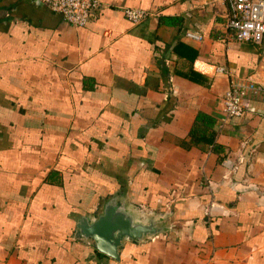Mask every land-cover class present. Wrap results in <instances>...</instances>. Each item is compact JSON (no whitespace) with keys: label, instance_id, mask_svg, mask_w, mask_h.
<instances>
[{"label":"crops","instance_id":"0c3cea01","mask_svg":"<svg viewBox=\"0 0 264 264\" xmlns=\"http://www.w3.org/2000/svg\"><path fill=\"white\" fill-rule=\"evenodd\" d=\"M98 1L80 27L0 0V264H264V37L226 36L225 2ZM231 79L262 91L222 123ZM198 111L220 154L193 143ZM119 190L171 229L115 260L74 229Z\"/></svg>","mask_w":264,"mask_h":264},{"label":"built area","instance_id":"2783aa9c","mask_svg":"<svg viewBox=\"0 0 264 264\" xmlns=\"http://www.w3.org/2000/svg\"><path fill=\"white\" fill-rule=\"evenodd\" d=\"M227 4V34L229 38L239 42L260 44L264 37V0H213ZM54 12L59 13L68 23L75 26H84L91 15L101 4L98 0H43ZM125 16L137 23L150 13L140 8L127 7L123 9ZM188 38L201 40L202 36L188 31ZM220 73H227L224 67H217ZM261 87L244 79H231L229 87L223 97V116L225 123L233 117H240L245 113L244 101L260 94Z\"/></svg>","mask_w":264,"mask_h":264},{"label":"water","instance_id":"95a60500","mask_svg":"<svg viewBox=\"0 0 264 264\" xmlns=\"http://www.w3.org/2000/svg\"><path fill=\"white\" fill-rule=\"evenodd\" d=\"M170 213L142 211L128 198L127 190L107 197L98 212L76 218L74 236L115 259L127 242L143 243L171 229Z\"/></svg>","mask_w":264,"mask_h":264},{"label":"trees","instance_id":"16d2710c","mask_svg":"<svg viewBox=\"0 0 264 264\" xmlns=\"http://www.w3.org/2000/svg\"><path fill=\"white\" fill-rule=\"evenodd\" d=\"M214 125L215 121L210 115L198 111L189 130V134L192 137L193 143L204 142L211 147L213 152L220 154L222 152V146L215 140L217 133Z\"/></svg>","mask_w":264,"mask_h":264}]
</instances>
